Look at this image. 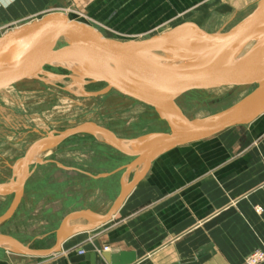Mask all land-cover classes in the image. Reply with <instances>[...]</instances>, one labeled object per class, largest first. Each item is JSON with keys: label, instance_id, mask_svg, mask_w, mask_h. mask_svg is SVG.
Wrapping results in <instances>:
<instances>
[{"label": "crops", "instance_id": "crops-1", "mask_svg": "<svg viewBox=\"0 0 264 264\" xmlns=\"http://www.w3.org/2000/svg\"><path fill=\"white\" fill-rule=\"evenodd\" d=\"M21 1L78 3L94 7V12L103 10L107 4L117 3L116 6L106 9V16L111 14L112 20H126L127 26H118L116 29L121 33L135 34L164 26L176 17L195 19L199 21L198 26L219 18H238L235 22L237 23L248 16L258 2ZM120 8L121 14H117ZM227 24L228 21L223 25ZM252 48L247 49V53ZM77 78L78 80H70L68 87L80 86L83 77ZM95 143L97 147L90 151V160H81V166L86 169L64 167L66 170L79 171L86 181L80 187L81 203L67 209L62 219L67 214L80 210L105 214L119 193L124 171L116 170L132 158L113 150L117 156L114 153L107 155L114 163L109 164V160L110 166L103 173L93 171L94 159H98L99 155L98 142ZM55 148L56 146L47 155ZM42 151L37 152L34 157ZM138 172L139 168H134L124 178V182ZM86 224L88 222L82 218L73 223ZM14 238L26 245L25 241ZM263 243L264 114L248 125L233 127L228 132L223 131L156 156L147 174L127 196L111 220L67 238L60 251L35 257L16 253L0 245V264H112V256H117L120 252L135 254L136 259L131 264H242L243 259ZM104 255H110V258L107 259ZM79 256L82 258H78Z\"/></svg>", "mask_w": 264, "mask_h": 264}, {"label": "water", "instance_id": "water-1", "mask_svg": "<svg viewBox=\"0 0 264 264\" xmlns=\"http://www.w3.org/2000/svg\"><path fill=\"white\" fill-rule=\"evenodd\" d=\"M263 27L264 0H258L256 7L248 16L220 33L209 32L200 26L182 25L145 39L118 41L104 37L91 25L72 20L61 12L47 13L38 20H32L3 33L0 37V57H12L0 65V86L23 76L25 69L34 64L39 57L44 44L47 43L48 33L58 31L60 37L68 42L77 56L53 54L66 62L75 64L83 62L82 67L77 65L68 68L73 72L79 70L90 77L92 82L106 85L97 92H83L85 96L96 97L110 90H117L135 97L152 106L167 123L169 131L152 132L124 141L102 126L84 122L63 131L49 133L30 146L14 163V176L10 182L0 184V195H13L11 206L0 216V223L12 217L23 198L25 184L30 175L31 157L38 150L51 145L58 146L75 135L100 134L110 147L132 158L130 162L116 170L124 171L119 193L105 214H94L88 210L67 214L55 230V242L51 247L31 248L13 236L2 233L0 245L16 253L35 257L58 252L67 238L80 231L92 230L111 220L127 196L147 174L156 156L166 150L204 140L227 129L247 124L264 114V64L253 68L264 51V30H258ZM255 37H259L260 40L243 58L229 68L219 70V63L236 43ZM176 45L195 50L183 55L171 48ZM215 49L218 51L208 62L202 64L196 73L165 70L130 53L131 50L159 51L178 60L191 61ZM108 64L131 67L137 71V75L133 80L123 78ZM48 66L67 67L66 64ZM228 85L254 88L228 108L202 119H186L171 97L176 91H203ZM163 93H168L169 98H163L161 96ZM17 164H20L19 173L15 170ZM139 164H142L141 170L124 183V178ZM80 218L85 219L88 224L69 226L70 222ZM104 256L110 258V255ZM112 258L114 260L112 264H131L136 259L133 252H120Z\"/></svg>", "mask_w": 264, "mask_h": 264}, {"label": "rangeland", "instance_id": "rangeland-1", "mask_svg": "<svg viewBox=\"0 0 264 264\" xmlns=\"http://www.w3.org/2000/svg\"><path fill=\"white\" fill-rule=\"evenodd\" d=\"M15 1L0 0V37L6 31L38 20L50 12L64 13L72 20L91 25L104 37L118 41L141 40L182 25H199V21L195 19L176 17L164 26L142 34L121 33L116 28L127 26L128 22L121 18L112 20L111 14L106 16L105 13L107 8L116 6L117 3L107 4L108 7L94 12V7L78 3ZM119 13L121 14V8L117 14ZM237 20L238 18L208 20L200 27L209 32L220 33L235 25ZM227 21L228 24L224 26ZM46 41L48 44L45 45L52 54L77 56L63 37L52 35ZM263 55L264 51L260 57ZM48 65L50 64L34 63L29 67L39 69L44 74L40 72L30 78L19 76L0 86V184L10 182L14 176V163L30 146L54 131L91 122L108 129L124 141L156 131H169L167 123L146 102L117 90L87 97L83 92H97L106 85L90 82L91 79L85 76H82L80 86L68 87L61 81L52 83L48 80L50 75L68 80L72 78L73 71L65 66ZM253 88L254 86H217L203 91H176L171 97L186 119L197 120L228 108ZM248 124L250 122L239 126ZM229 130L232 128L224 133ZM96 141L99 155L98 159H94L93 171L103 173L110 166L109 160V164L114 163L107 154L117 156V153L90 133L72 136L56 146L43 162H32L24 197L12 217L0 225V233L18 237L31 248L51 247L55 230L65 211L81 203L79 192L86 178L76 170L86 169L81 166V160H90V151L97 147ZM64 167L76 170H66ZM12 201L13 195H0V216L9 209ZM261 246L258 249L263 248ZM263 263L264 260L259 262Z\"/></svg>", "mask_w": 264, "mask_h": 264}, {"label": "bare ground", "instance_id": "bare-ground-1", "mask_svg": "<svg viewBox=\"0 0 264 264\" xmlns=\"http://www.w3.org/2000/svg\"><path fill=\"white\" fill-rule=\"evenodd\" d=\"M258 30H264V27L259 28ZM52 35L60 36L58 31H51L50 33H48V36H52ZM181 38H183V35L181 36ZM259 40H260L259 37L258 38L255 37V38H251V39L242 40V41H239L238 43H236L230 49V51L226 55V57L219 63V70H225V69L229 68L230 66H232L235 62H237L238 60L243 58L247 54L246 50L251 48V47H254ZM171 48L173 50L183 54V55H188V54H190V52H192V50H195V48H188V47L178 46V45L172 46ZM217 51H218V49L212 50V51L208 52L207 54L200 56L198 58H195L194 60H191V61L178 60V59L173 58L171 55H168V54H165V53L159 52V51L131 50L130 53L133 56L138 57L139 59H141L145 62H148L154 66L160 67V68L165 69V70H169V71H173V72H183V73H196L198 71L199 67L202 64L208 62L214 56V54ZM11 57L12 56H9L7 58L0 57V65L3 64L4 62H6ZM34 63L50 64V65H52V64H66L67 67H74L77 65L79 67H82V65H83V62H79L78 64H75L72 62H66V61L62 60L61 58L56 57L55 55H53L51 53V51L47 48V46L45 44H44V47H43L39 57L36 59V61ZM263 64H264V55L258 58L256 63L254 64L253 68L259 67ZM108 66L114 72H116L118 75H120L123 78L129 79V80H133L134 77L137 75V71L131 67H128V66H115L113 64H108ZM40 72L43 73V71H41L39 69L27 67L25 69V71L23 72V75L28 76V77H35L36 74L40 73ZM72 73H73L71 75L72 78L70 77L71 79H69V80H64V79H62L63 77L53 76V75H50L48 80L50 82L61 81L64 83V85L68 86V85H70V82H71L70 80H72V79L78 80L77 77L85 76L79 70L72 72ZM85 77H88V76H85ZM88 78H90V77H88ZM90 82H92V81H90ZM161 96L165 99L169 98L168 93H163ZM92 135H94L97 139H99V140L103 141L105 144H107V140L104 137H102L100 134L92 133ZM53 147H55V145L44 147V148L38 150L37 152L42 151V150L43 151L38 156L34 157L35 154L37 153L36 152L31 157L30 163H32V162H39V163L43 162L44 159H42V158L44 156L46 157L48 152ZM135 168H139V171H140L142 168V164H139ZM15 170L19 173L20 164L16 165ZM73 223H74V221L70 222L69 226H72ZM1 224L2 223H0V225Z\"/></svg>", "mask_w": 264, "mask_h": 264}, {"label": "built area", "instance_id": "built-area-1", "mask_svg": "<svg viewBox=\"0 0 264 264\" xmlns=\"http://www.w3.org/2000/svg\"><path fill=\"white\" fill-rule=\"evenodd\" d=\"M264 260V246L263 248L256 249L249 254L244 260L243 264H259L260 261Z\"/></svg>", "mask_w": 264, "mask_h": 264}]
</instances>
